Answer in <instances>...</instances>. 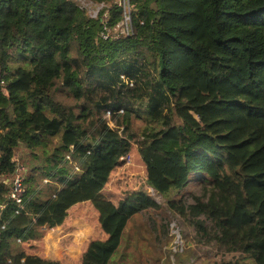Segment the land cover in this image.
Returning <instances> with one entry per match:
<instances>
[{
    "label": "trees",
    "instance_id": "16d2710c",
    "mask_svg": "<svg viewBox=\"0 0 264 264\" xmlns=\"http://www.w3.org/2000/svg\"><path fill=\"white\" fill-rule=\"evenodd\" d=\"M88 1L103 6L96 17L76 0H0V264H67L32 247L92 197L107 238L78 264H108L119 230L160 209L144 190L118 205L96 200L133 140L148 186L199 242L264 264V0H130V35L114 32L124 20L119 0ZM192 6L200 40L186 23ZM200 75L231 88L206 89ZM22 148L30 159L20 210L10 194ZM194 178L201 197L168 199ZM58 231L48 238L52 255Z\"/></svg>",
    "mask_w": 264,
    "mask_h": 264
},
{
    "label": "rangeland",
    "instance_id": "374dc122",
    "mask_svg": "<svg viewBox=\"0 0 264 264\" xmlns=\"http://www.w3.org/2000/svg\"><path fill=\"white\" fill-rule=\"evenodd\" d=\"M76 1L81 7L88 10L90 16L98 14L103 8V6H98L88 0ZM192 7L196 8V6ZM186 23L197 29L196 38L200 40L203 32L198 10ZM17 60L14 57L11 64L14 63L16 67H19L20 64L25 62L19 56H17ZM200 83L206 89L231 88L229 84L210 81L201 75ZM59 98L73 104V100L66 95H60ZM106 117L110 121L108 115ZM145 118V115L133 117V130L136 133H140L146 126ZM110 124L115 126L112 121H110ZM131 144L130 152L123 159L120 166L113 171L107 186L96 197V200L104 199L118 205L134 193L144 190L148 191L158 201L160 209L137 215L127 223L123 230H119L118 246L110 255L108 264H221L225 261L253 264L251 260L242 258L241 254L228 253L215 243L199 242L194 229L180 215L168 207V200L157 196L148 186L147 168L140 157L138 145L134 140L131 141ZM29 159L30 153L25 148L20 149L15 156L17 166L24 169V172H26L24 162L27 163ZM45 180L47 179L39 181L40 187H44ZM207 188L208 192L212 190V187ZM206 193L207 189L204 191V194ZM44 194V197L48 195V193ZM202 195L203 188L194 178L183 190L172 192L168 199L186 200L188 203H192ZM92 198L86 199V202L72 209L69 219L60 227L55 236V242L59 245L58 252L55 255L49 252L48 246V238L52 230H49L45 235L42 246L34 244L32 249H40L42 255L49 260L56 261V258H59L67 264H78L92 241H104L107 238L99 224L100 208L97 207L96 203L94 204ZM110 231L114 232V229L111 228ZM165 231L167 232L165 233Z\"/></svg>",
    "mask_w": 264,
    "mask_h": 264
},
{
    "label": "built area",
    "instance_id": "2783aa9c",
    "mask_svg": "<svg viewBox=\"0 0 264 264\" xmlns=\"http://www.w3.org/2000/svg\"><path fill=\"white\" fill-rule=\"evenodd\" d=\"M119 5L124 8V20L118 24V26L115 28L116 33H121L125 35H130L133 32L132 28V18H131V6H130V0H119ZM98 14L92 16L96 17ZM104 23H107V15L104 17ZM106 32L103 34L104 39H108L110 36V29L105 27ZM108 118L111 117V112H107ZM25 170L21 169L20 167H17L15 178L12 181V191L10 194V198L12 202L18 207V209L21 210L24 204L25 194H26V188L24 186V176L23 172ZM48 182V180H46ZM19 212V210L17 211Z\"/></svg>",
    "mask_w": 264,
    "mask_h": 264
},
{
    "label": "crops",
    "instance_id": "0c3cea01",
    "mask_svg": "<svg viewBox=\"0 0 264 264\" xmlns=\"http://www.w3.org/2000/svg\"><path fill=\"white\" fill-rule=\"evenodd\" d=\"M46 181V180H45ZM47 183V182H46ZM50 193H48V195H46L44 198H47V196H49ZM1 209V208H0ZM1 211V210H0ZM56 230H60V227L58 228H54L52 229V231H56ZM57 260L56 261H61L59 258H56Z\"/></svg>",
    "mask_w": 264,
    "mask_h": 264
}]
</instances>
